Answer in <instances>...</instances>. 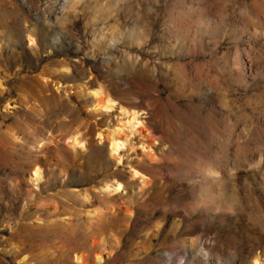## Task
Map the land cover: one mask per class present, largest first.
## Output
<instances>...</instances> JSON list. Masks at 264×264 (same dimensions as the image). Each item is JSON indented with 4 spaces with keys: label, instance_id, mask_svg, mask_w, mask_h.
<instances>
[{
    "label": "rangeland",
    "instance_id": "1",
    "mask_svg": "<svg viewBox=\"0 0 264 264\" xmlns=\"http://www.w3.org/2000/svg\"><path fill=\"white\" fill-rule=\"evenodd\" d=\"M262 4L0 0V264L264 261ZM81 83L146 128L88 110ZM110 126L128 136L120 162ZM112 181L123 189L104 191Z\"/></svg>",
    "mask_w": 264,
    "mask_h": 264
},
{
    "label": "bare ground",
    "instance_id": "2",
    "mask_svg": "<svg viewBox=\"0 0 264 264\" xmlns=\"http://www.w3.org/2000/svg\"><path fill=\"white\" fill-rule=\"evenodd\" d=\"M81 0H68V6L73 7L77 2L79 3ZM254 6V5H253ZM262 8V16L264 18V4L261 5ZM258 11V10H257ZM255 34V33H254ZM31 43H33L32 40H30ZM247 51H240L236 50L234 56L231 58V66L232 69L238 74H242L243 69V57H246ZM252 64H249L247 67L248 74H252V72H255L252 70ZM63 73L68 74L70 72L69 67L64 66L61 70ZM219 82L215 77L209 78L205 82L204 91L206 92V99L209 98V94L216 92L219 89ZM62 84H58V87H61ZM69 86V85H67ZM78 91L84 95L85 97L91 98L92 103L89 105L88 110L95 113L100 112H106L109 113L111 111H118L121 115H123L126 119L124 122H122L123 125H125L131 132L135 133L136 131H139V128H146L144 120H143V113L139 110H136L135 108H127L123 106L119 101L112 98L111 96L107 95L104 89L97 85L95 87H90L86 83H81L78 86ZM122 118V117H121ZM121 124V125H122ZM107 146L109 150V155L117 160V162H120V151L127 145V137H122L121 130H123L122 127L118 126H110L107 128ZM98 137L102 136L101 132L97 133ZM67 142L71 147H77L82 146L83 142L80 138V135L78 133H74L71 136L67 138ZM142 146V145H141ZM143 147V146H142ZM143 149V148H142ZM132 176H139L140 173L134 168H131ZM33 173V180L39 181L42 177L41 169L39 167H34L32 170ZM145 177V176H144ZM143 179V178H142ZM103 190L109 193L117 192L123 189V185L119 181H112L111 183H104L102 186ZM204 254H208V252H204ZM98 259V258H97ZM101 260V259H100ZM99 261V260H98ZM251 264H264V261L259 259L258 257H254L252 259Z\"/></svg>",
    "mask_w": 264,
    "mask_h": 264
}]
</instances>
